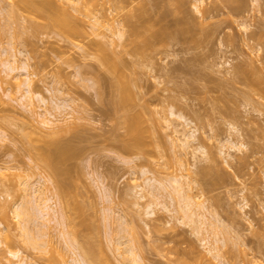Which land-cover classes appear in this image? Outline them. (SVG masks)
<instances>
[{
    "label": "rangeland",
    "instance_id": "rangeland-1",
    "mask_svg": "<svg viewBox=\"0 0 264 264\" xmlns=\"http://www.w3.org/2000/svg\"><path fill=\"white\" fill-rule=\"evenodd\" d=\"M11 1L13 0H0V48L3 49L4 46L9 51L16 52L20 58L19 66L24 65V62H26V68L20 67L18 70L10 72L9 76H6L5 70L8 69L0 65V76L6 78L3 87L9 86L7 90L10 93L8 96L4 95L3 89L0 88V95L3 92L2 101H0V131L5 134L1 139L2 141H0V168L2 167L0 169V220L9 228V236L6 235L7 231L4 230L1 238L0 264L10 263V256L7 253L9 248L22 250L23 255L36 260L37 264H69V260H71L72 253L65 247L63 238L59 237L61 236L59 232L62 227L59 226L60 228H58L54 221H48L49 217L47 215L39 217V220H37L42 223L48 222L49 226L52 227H42V229L39 223L33 222L36 215L34 214L36 204L33 203L34 205L30 204L32 206H29V203H26L29 207L28 210L31 213L33 212L30 215L27 210L28 214L30 216L34 214L33 219L29 217L33 227L30 226L32 229L31 234L35 233L36 227L39 228V232L37 230L39 235L41 231L43 233V236L41 234L42 237L39 235L37 237L38 233H35L37 240L40 241H38L40 246L37 247H35L36 243L32 247V244L23 241L22 233H19L20 228H18L17 219L11 210L12 204L15 202H20L23 199L21 202L24 203L23 196H26L27 202L28 199H32L33 191L30 182L39 178L41 173L51 178L48 185L53 189L58 184L72 193L76 191V194L73 193L75 194L73 199L76 201L74 203L79 202L84 206L80 207L82 211L79 209L81 212L77 213L74 209H71V217L74 218L75 227L68 223L69 227L65 229L72 231L73 228L80 238L87 236L86 240L89 238L88 240L91 243L101 244L105 250L107 249L106 251L109 250L108 252L111 255L107 253L112 256L111 258L114 261L116 260L115 262L120 264V257L116 258V255H113L108 239L110 235L117 234L114 232L119 228L117 230L115 228L123 221L119 226L120 229L121 227L126 228L127 222H129L128 229H125L126 235L130 236H128L129 239L133 237L130 239L132 241H129L137 246V252L145 257L147 264H198L197 261L201 259L204 253L206 254L205 247L202 245L204 243L201 241L205 232H195L196 230L194 231L190 224L186 223L187 218H184L186 221L180 219L181 211H170L161 206L160 199L163 202L164 198L167 204L169 200L171 202V198L168 197L169 200L167 199L168 194L165 195V192L164 195L159 193L163 198L160 197L159 202L156 201V204H153L154 214L147 215L145 212L147 201L156 199L153 195L149 199L151 194L148 193V190L151 188L145 186L144 183L142 184L143 179L147 176L166 178L178 175L181 173V170H179L180 157L184 159L181 158L189 167L195 160L191 154L192 152H189L192 148L187 154H181L179 147L172 144L171 129L166 127V116L171 119L174 118L173 115L169 114V108L171 101L173 99L176 101V98L194 103L195 107L199 108L205 121H203L205 123L204 127H201L204 130L201 129L203 133L201 130L198 133L206 135V153L203 156L200 152H197L199 157L196 155L198 161H195L198 164L195 163L198 166L190 169L191 171L193 168L198 171L203 170V174L190 171L191 175L199 180V184H192L194 188L190 190L191 193L195 195L198 201H204L207 206L214 208L225 222V231H228L227 235L231 237L232 242L230 241L231 243L228 244L229 247L223 246L222 251H225L223 253L229 261L233 252L235 254L234 261L238 264H247L249 260L253 261L251 264H264V96L262 97L254 92L249 95L245 94L243 90L246 87L240 83L227 81L230 74L226 73V69L232 68L231 64L234 65L242 59H247L251 63L253 62L254 66L261 67L262 64L258 61V55L260 54L257 55L255 51L253 52L252 49L244 45L243 40L240 39L243 36L246 37L244 35L246 33L238 26V22L244 21L248 30L257 29L259 20H264L262 15L264 13L262 12L264 10V0H245V3L244 0L242 2L241 0H225L230 6L242 4L239 9L242 6L243 9L239 12H243L245 9L243 13L246 15L240 14L238 10L235 11L239 13L238 15L233 13L234 10L229 13V8L232 7L223 8L224 10H222L220 7L227 6H223L224 1L220 3V0L218 3L222 5L216 7L220 10H215L217 12L222 10V12L218 13H215L216 11L212 9L213 5L216 6V1L213 4V0H208V3L205 0L204 5L202 3L201 5L197 0V3L195 0H187V2L184 0V4H186L183 8L186 7V12L191 13L188 12L189 15L186 14V18L189 16V18H194L192 20L199 21V17L200 21H213V23H221V20L225 19L226 21L228 18L226 21L228 23L222 22L224 28L221 23L223 29L219 27V32H221L216 31L218 35L213 33L210 38H203L202 44L195 48L180 51V44L173 43V45L171 42H174V40L168 39L167 41H159L153 51L151 50L149 53L148 50L149 54L140 57H137V53L132 48L134 43L126 45V39L124 38L125 43H123V40L120 41L121 38L118 39L117 35V38L114 36V38H111V32L118 29L111 30L112 27H115L113 24L119 21L116 27L121 22L120 24L124 25L126 29H130L132 25L137 26V20H165L164 22L167 21L168 25L173 26L175 19L177 20L178 17L180 18L178 20H183L179 16L182 15L183 10L181 1L172 0V2H168V0H161L160 3V0H118V2L117 0H99V21L104 24L99 26L103 32L100 33V30V34L94 31L92 35H85L83 42L89 41L88 44L92 45L91 42L95 41L92 42L95 45L99 41V44L107 45L111 52L115 50L116 53L120 52L117 54L118 56L114 55L115 52L112 53L113 56L117 57L114 60L113 56H110V62L105 64L99 61L101 57L96 56L98 53H94L86 46H79V39H71L63 33L61 28L59 30L56 21L38 16L35 13L36 7L33 6V8L31 4L29 6L32 9L27 6V9L19 10V13L15 11L14 6L11 7L19 15L16 14L17 17L15 16L13 20L9 19L10 21H8L7 14L9 12L6 11L7 8L9 9L8 6L12 5ZM39 1L41 0H35L37 4L33 2V5L37 6L42 2ZM211 1L212 3H209ZM194 2L197 5L199 4L198 7L201 6V9L196 8L197 10L200 9L201 12L204 9L203 7H207V4V8L212 6V8L210 7L213 10H211V13L207 8L204 10L208 11L202 13L204 15H206V12H208V15L215 13L217 17L212 15L210 17L213 19L210 20L211 18L206 15L203 18L204 15L201 12L196 10V13ZM229 4L224 5L229 6ZM172 5L174 6L172 7ZM175 5L178 9L176 10L178 11L177 15L179 14L177 18L175 17L176 11L173 10L176 8ZM163 9L165 10L163 11ZM71 10L74 11L70 8ZM246 11L248 12L246 13ZM168 12L171 14L169 15ZM225 12H228L229 17ZM74 13L77 14V11ZM219 13L223 14L220 16ZM235 15L238 20L234 17ZM77 16L81 15L78 14ZM182 16H185V13ZM126 18H130V22H126ZM186 18L184 19L186 20ZM229 19H231V22ZM105 24H109V26L107 27ZM4 26H7L5 30L2 29ZM88 29L92 32L90 28ZM228 32L238 35V37L236 36V40H238L235 46L227 43L226 35L229 34ZM14 33L15 36L16 33L18 34L15 38L17 41L14 39L15 42H11L10 37ZM262 39L264 40V36ZM107 48L105 49L107 50ZM2 49L0 53L4 52L5 54V50ZM130 50L132 51L130 52ZM0 56L3 57L4 55L0 54ZM118 57L121 59H118ZM116 58L120 62L126 63L125 75L128 74L127 76L131 80L127 79L128 82H131V85H126L129 88V94L130 90L132 91L129 95L130 98L127 95L128 98L126 96L123 99L121 96V99H119V91L122 89L119 86L120 82L115 80L117 75L113 78L114 70L111 71V63L116 62ZM110 66L111 68H109ZM174 67L177 69H173ZM27 73H29L30 85L34 95L33 97L28 96L31 101L27 100V96L22 97L23 89H19V83L21 79H24V74ZM15 75H17V78L13 77ZM122 79L125 80L124 77ZM50 88L55 90L53 92L59 100L53 98V92L49 91ZM58 90L60 91L59 94L57 93ZM98 90L101 93L103 92L102 95L100 93L98 94L100 96L97 95ZM37 93L48 99L47 104L38 101L35 97ZM62 93L65 95H62ZM66 95L72 100V102L70 101L71 106H69L70 102L68 101L69 107H62L64 110L55 107L56 104L54 105V103L62 100L61 97L66 99ZM116 96L118 100H115L114 97ZM123 96H125L124 89ZM29 102L30 104L32 102V106L29 105ZM64 103L66 102L64 101ZM41 104L45 105L42 106ZM142 104L148 107L145 121L147 125L144 123L146 127L148 126V130L144 131V138L142 135L145 146L143 149L137 148V151L129 150L122 144V139L128 133H126V126H128L129 120L126 122L125 114L128 110V114L131 110L132 113L142 110ZM50 105L52 106L51 109L53 108L52 116L57 117L53 119L54 123L52 124L55 125L56 123L58 128L61 127L60 130L49 125L43 126L39 122L42 118L41 113L44 112L43 115L48 116L52 114ZM60 111H62L61 114ZM188 115L191 116L189 113ZM180 121L183 122V120L176 118L175 123ZM229 121L238 126L240 133L231 129L230 125L233 123L229 125ZM61 123L62 125H60ZM192 123L195 126V123ZM62 126L66 127L67 130L64 129L65 131H63ZM68 127H70L69 130ZM55 128L59 132H54ZM230 134L231 139L244 142L246 145L241 146L240 149L228 148V153L227 149L224 148L227 154H229V151L231 154V156L226 155L227 159H225V154L219 152V141L225 137L227 138ZM67 141H70V145L72 144V150L62 151V149H59L60 146L58 148L57 145H64ZM217 144H219L218 147ZM48 149L55 152V156L57 160L60 159V162L62 160L64 162L67 158L64 163L61 162V165H59L60 169L49 165L41 156ZM142 168L148 171L145 175L141 173ZM68 169L73 170L69 171ZM164 178H162L163 181H165ZM27 180L30 184L26 183L28 185L26 188L24 182ZM137 183L147 187V191H143L147 192H145L146 196L148 195L147 197L144 198L139 193L140 190L135 187ZM155 186L158 187L157 184ZM157 187L156 189L153 187L156 193ZM161 187L164 186L161 185ZM27 189L28 191H26ZM169 190L172 191L171 186L169 188L164 187L162 191L169 193ZM172 193L175 196V193ZM24 206H26L25 203ZM37 207L42 208L38 204ZM24 208L26 210L27 207ZM177 212L180 214H176ZM139 214L140 216H138ZM28 216L26 214V217ZM194 225L197 224L194 223ZM53 226H56V228ZM218 228H221V226ZM47 229L49 234L46 231ZM113 230L114 232H112ZM223 231L218 230L220 236L223 235ZM44 233L48 235L45 236ZM239 233H241L242 238L238 237ZM34 237L35 235H32V238ZM24 240L26 239L24 238ZM232 243H234L233 248L231 247L233 246ZM108 247L110 248L108 249ZM98 257L100 256L98 255ZM98 261L100 262L101 259H98ZM100 264H104L103 258Z\"/></svg>",
    "mask_w": 264,
    "mask_h": 264
},
{
    "label": "bare ground",
    "instance_id": "bare-ground-1",
    "mask_svg": "<svg viewBox=\"0 0 264 264\" xmlns=\"http://www.w3.org/2000/svg\"><path fill=\"white\" fill-rule=\"evenodd\" d=\"M41 1H39L41 3L38 4L37 6L35 5V4H37L35 2V0L34 1H32V0H13V1H11V4L12 5L11 6H8L9 9L7 8V11H6V12H9L8 14L6 13L7 16H8L7 17L8 18L7 20L8 21H10L11 19L13 20V18L16 16V14H18L20 12L19 10L22 11V10L27 9L28 7H31V6L33 7L34 6V7H36L35 13L38 16H40V17H42L44 19L49 18L47 20H53L54 22L56 21V23H57L56 25L57 26L59 25L58 26L59 27L58 28L59 30L61 28V30L63 31V33H65L71 39H79L80 40L79 46H82V47L86 46V47H88V49H91L94 53H98V54H96V56H100L101 57V60L99 58V61L103 62L102 64H105V63L110 62V58L109 57L110 56L112 57L113 54H114V52L116 50L114 52H111V50H109V47L107 48V45L106 46H103V44H99V41H97L98 44L95 43V45L92 43V42H95V41H92L91 42L92 45L88 44L89 41L88 42H83V39L86 36L90 35V34L92 35L94 31H96L97 34H100V33L103 32L102 29L99 26L101 24V22L99 21V19H100L99 7H98L99 0H41ZM169 1L172 2V0H168V2ZM180 1L182 3L181 8H183L186 3L184 4V0H180ZM185 1L187 2V0H185ZM197 1H198V3L200 2L199 4H201V3L203 4V2L205 0H197ZM197 1H196V3H197ZM214 1L217 2L216 6L213 5L214 6L213 8H212V6H210L213 10L217 9L216 7H219V6L222 5V4H220L221 1H224V3L222 2L223 3V6H227V7H220L222 10H224L223 8H227L228 9L229 7H232V8H229L230 9V12L229 13H231L232 10H234L233 13L236 14L237 13V12H235L236 10H238V12H239V10H242L243 9V6H242L241 9H239V7H241L242 4H237L238 1L236 3L237 6L236 5H231L230 6V4L229 3H226L225 0H220V1L219 0H213V4L216 3ZM218 1L220 3H218ZM254 1H257V0H254ZM33 2L35 3L34 5H33ZM117 2H118V0H117ZM120 2H122V1H120ZM241 2H242V0H241ZM148 3H150V2H148ZM160 3H161V0H160ZM196 3L194 2V4H193V5H195V11L197 10L196 8H200L201 7V6L198 7L199 4L197 5ZM207 3H208V0H207ZM209 3H212V1L209 2ZM244 3H245V0H244ZM30 4H31V6H29ZM218 4H220V5H218ZM224 4H229V6L228 5H224ZM232 4H234V3H232ZM159 5H161V4H159ZM193 5H192V8H193ZM117 6H119V5H117ZM173 6L174 5H172V7ZM234 6H236V7H234ZM11 7H13L15 9V11H17V12L19 11V12L18 13L14 12V9H12ZM32 7H31V9H32ZM157 7H158V5H157ZM207 7H208V4H207ZM210 7L207 8L210 11L209 13H211V10H212V9H210ZM262 7H261V10H262ZM70 8L74 9V11L73 10L70 11ZM140 8L142 9L143 7L141 6ZM160 8H162V7H160ZM203 8L206 9L205 7H203ZM236 8H238V9H236ZM185 9H186V7L183 8V10H182V15H184V13H185V16H182V15H179L178 14L179 16L182 17L183 20H178L180 18L177 15V13H178V11H176V10H178L177 9V6H176L175 9H173L174 11H176V15L177 16L175 15V17L176 18L178 17L177 20L175 19V23H174L173 26L168 25L167 24V21L164 22L165 20H163V21L162 20H160V21L159 20H157V21L156 20H137V26H133L132 25V28L126 29L124 25H121L120 24L121 22L119 23V26L116 27V24L119 22L118 21V22H116V24H113L115 27H112L111 26L112 27L111 30H113L114 28H116V29L118 28L117 30L114 29L111 32L112 33L111 38H114V37L117 38V36H118V39L121 38L119 40L120 41L123 40V43H125L124 42V38H125L126 39L125 40L126 41V45L127 44L130 45V43L131 44L134 43V44H132V46H133L132 48L137 53V57H140V56H144L146 54H149L151 50L153 51V49H155L154 48L155 45L159 41H162V40L167 41L168 39L174 40V42H171L172 44L173 43L174 44H180V46H179V50L180 51H183V50L186 51V50H188L190 48H195L196 46H199V45L202 44L201 42H203V40H202L203 38H205V39L206 38H210L211 37L210 35H213V33H214V35L215 34L218 35L217 32H219V29L221 28V25L220 24L222 22L223 23L224 22L225 23H228V22H226L228 20V18H227L226 21H225V19L224 20H221L222 21L221 23H218V22L217 23L216 22L213 23V21L212 22L211 21L203 22V21H200L199 17H198V20L199 21H196V19L195 20H192L194 18H191V17H190L191 20H189L190 19L189 16H188L189 19L186 18L187 15H189L188 14L189 11L186 12L187 9L186 10ZM200 9L197 10V11L201 12ZM204 9H202V12L205 13V11H208V10H204ZM246 9H247V7H246ZM263 9H264V7H263ZM164 10L165 9H163V11ZM217 10H220V9H217ZM222 10L221 11H218V12H222ZM244 10H243V12H245ZM76 11H77V14L74 13ZM197 11H196V13H197ZM30 12H31V10H30ZM218 12L216 11L215 13H218ZM243 12H239V13L241 14ZM247 12L248 11H246V13ZM262 12H264V10ZM150 13H148V14H150ZM179 13L181 14V12H179ZM201 13H199V14H201ZM204 13H202V15H204ZM207 13L208 12H206V15H208ZM215 13H212L213 17H215L214 15H216V17H217V14H215ZM225 13H227V16L229 17L228 12H225ZM239 13H237L236 15H238ZM78 14H80L81 16L83 15L84 17L77 16ZM168 14H169V12H168ZM222 14L219 13L218 15L221 16ZM243 14H242V17H243ZM73 15H75V16H73ZM133 15H134V13H133ZM141 15H142V11H141ZM160 15H161V13H160ZM206 15H204L202 17L204 18ZM212 15L209 14L208 15L209 18H211L210 16H212ZM236 15L234 16L235 18H236ZM244 15H246V14H244ZM262 15H263V18H264V13ZM166 17H168V16H166ZM184 18H186V20ZM209 18H208V20H209ZM126 19H127L126 22L127 21L130 22L129 21L130 18H126ZM148 19H150V18L148 17ZM212 19L213 18H211L210 20H212ZM205 20H206V18H205ZM230 20L231 19H229V21ZM237 20H232V21H237ZM8 21H6V22H8ZM223 23H222V27L224 28ZM135 24H136V22H135ZM157 24L159 25V27H158ZM101 25H104V24H101ZM120 25H121V27H120ZM105 26L108 27L109 24H107V25L105 24ZM238 26L240 28H242V30L246 33V34H244V35H246V37H244V36L242 37L241 36L242 38H240V39H242L243 42H244V45H246L248 48L252 49L253 52L255 51L257 53V55L260 54V55H258V61H260V63L262 65H261L260 68H259V66L256 67V66L253 65V62L251 63L247 59H242V60H240L238 63H236L234 65H232L229 62V64H231V67L232 68L231 69H226L227 72L225 71L226 73H229L230 74V76L227 78V81L243 84L246 87V89L243 90L245 94H248L249 95L250 93L254 92V93L260 94V96L263 97L264 96V49H263L264 48V43H263V41L264 40L262 38L264 36L263 35V32H264L263 31V28H264V20L263 19L262 20H259V24L257 25V29H253V30H248V27H247V25H245V22L244 21L238 22ZM4 27L2 29L5 30L7 26L5 28ZM154 27H157V28L154 29ZM88 28H90L92 30V32ZM223 28H221V29H223ZM109 29H110V27H109ZM100 30H101V32H100ZM128 31H129V33H128ZM228 33L229 34L226 35L227 36L226 39H228V42L227 43L230 44V45L235 46L236 45V42L238 40V39L236 40V36L238 37V35L236 33H230V32H228ZM17 35H18L17 33H16V36H15V33H14V35L12 34V36H11L12 38L10 37L11 42L12 41L15 42V40L17 41V39H15L17 37ZM127 39H128V41H127ZM120 41H119V44H120ZM251 42H253V44H251ZM83 43H86V44H83ZM123 43H122V45H123ZM117 45H118V43H117ZM0 46H1V43H0ZM105 48H107V50ZM1 49H2V47L0 48V50ZM2 50H5L6 53L4 54L3 51H2L3 53H0V54H3L4 55L3 57H1L2 55L0 56V65H3V66H5L8 69V70H5L6 76H9L10 75V72H12L14 70H18L20 67L21 68L22 67L23 68H26V65H25L26 62H24V65L19 66L18 62L20 61V58L18 57V55H17L16 52L9 51L4 46H3V49ZM132 50H130V52ZM19 51L21 53V49ZM118 53H120V52H118ZM118 53H116L114 55H117ZM117 56H113V59L115 60V57H117ZM119 58L120 57H118V59ZM118 59L116 60V62L113 61L111 63V66H112L111 71L114 70V72L116 73V74L115 73L113 74V78L116 75L119 76V77L116 76L117 79H115V80H118L117 82H120V85L119 86L121 87L122 90L119 91L120 97L118 95L117 96L119 97V99H121V96L124 99V97H126L127 95L129 96L131 94V92H132L130 90V94H129V88L126 87L127 84H130L131 85V82H128L130 80L129 79L130 77L127 76L128 74L125 75V70L126 69L124 70V68H125V64L126 63L124 64L123 62H120ZM111 66L109 68H111ZM126 66H128V65H126ZM173 69H177V68L174 67ZM120 76H122V78L124 77L125 80H123L122 78H120ZM126 76H127V78H126ZM13 77H16L17 78V75H15ZM127 79H129V80H127ZM5 80H6V78L4 79V76H0V88L3 89L2 91L4 92V95H7L8 96L10 94L9 93V90H7V88L9 86L8 87H3L4 86L3 84H4ZM126 82H128V83H126ZM30 84H31V82H30L29 73L24 74V79H21V81L19 83V89H23L22 97H26L27 96L26 97L27 100L28 99L30 100V98H28V96L29 97H33L34 96ZM98 84H99V82H98ZM117 84H119V83H117ZM93 85H95V84H93ZM95 86H97V85H95ZM116 87H118V86H116ZM120 87H119V89H120ZM95 88L98 89V87H95ZM100 88H101V85H100ZM51 89L52 88L49 89V91H51V93L53 91L55 92V90H51ZM123 89H124L125 96H123ZM126 91H128L127 92L128 94L126 93ZM3 92H2V95H3ZM54 92L52 93L53 96H54L53 98L54 99L57 98V100H59L58 96L55 97V93ZM59 92L60 91L58 90L57 93L59 94ZM99 93L102 95L103 92L101 93L98 90L97 95ZM2 95H0V101H2ZM62 95H65V94L62 93ZM60 96H61V93H60ZM66 96H63V97H66ZM98 96H100V95H98ZM117 96L114 97V98H116L115 100H118V97ZM128 96H127V98H128ZM35 97H37L38 101L41 102V103H46L47 104V102H48L47 101L48 99H46V97L43 96L40 93H37L35 95ZM129 98H130V96H129ZM60 99H62L63 101L60 100V101H62L61 103H60V101L57 102V103L55 102L54 103V105L56 104L55 107L64 110V108H62V107H65L66 108V107L71 106L72 100L70 98H68V96H67L66 99L65 98H62V97ZM64 101L66 103H64ZM68 101L69 102L71 101L70 102V105H69ZM114 102H116V101H114ZM31 104H32V102H31ZM31 104L29 102V105H31ZM41 105L43 106L45 104H41ZM195 106L196 105L194 103L189 102V101H183L181 98H176V101H175V99H173V101H171V105H170V108H169V114L173 115L174 118L171 119V118H168V116H166L165 120H166V127L171 129L172 144L175 147H179V149H180L179 151L181 152V154H187L188 151L190 150V148H192V150L189 151V152H192L191 154H192L193 158L198 161V158L196 157L197 152H200L203 156H205L206 149H207V147H206L207 144H206V140H205V136L206 135L204 136L201 133L200 134L198 133V131L201 130L204 127V124H205L204 122L205 121L203 120V115L200 112L199 108H196ZM51 107L52 106L50 105V110H51V113L52 114L49 113L50 116H48V115H45V114L43 115L44 112L41 113L42 114V116H41L42 118H41V121H39V122H41L43 124V126L49 125L52 128L53 127H56L57 129L60 130L61 127L58 128L57 125H56V123H55V125L52 124V123H54V120L53 119H55L57 117L54 118V116H52L53 115V111H52L53 108L51 109ZM147 108L148 107L146 105L142 104V110L137 111L136 113H132V110H131L129 114H128V112H129V110H128L127 114H125L126 115L125 119L127 118L126 119V122L129 120V122L127 123L128 126H126V129H127L126 130V133L128 132L130 134L127 133V135L125 136V138L122 139V144H123V146L125 148H127L129 150L131 149V150H136L137 151V148L143 149V147L145 146L144 145L145 143H144L143 138L145 136V134H144L145 132L144 131H147L148 130V126L147 127L145 126V124H146L145 121L147 119L146 115L148 114L147 113L148 112ZM50 110H49V112H50ZM67 110H68V108H67ZM133 112H135V111H133ZM59 113L61 114L62 111H60ZM63 113H65V112H63ZM70 113H68V114H70ZM188 113L191 114V116H189ZM59 117H58V119H59ZM65 118H67V117H65ZM176 118H179V119L183 120V122L180 121V122L175 123ZM192 122L195 123V126L192 125L193 124ZM196 124H198V125H196ZM230 124H232V125H230ZM60 125H62V123ZM229 125H230V127H232L231 129H233V131L235 130L236 132L238 131V133H240L239 132L240 129L237 128L238 126L234 122H231L230 123V121H229ZM49 126H47V127H49ZM62 127H63V131H65L64 129L67 130L66 127L65 128H64V126H62ZM52 128H51V130H53ZM56 128H55V131L54 132L57 131ZM69 128L70 127H68V130H69ZM203 131H202V133H203ZM42 132H45V131H42ZM57 132H59V131H57ZM205 132H207V131L205 130ZM231 133H233V132H231ZM4 135L5 134H3L0 131V141H2L1 139H3V136ZM76 135H78V134H76ZM142 135H143V138H142ZM219 142H220L219 143L220 145L217 144V147L219 145V152L225 154V159H227V156L226 155L231 156L230 151H229V154H227L229 149H234V148L240 149L241 146H245L246 145L244 142H239L237 140L235 141V140L231 139V134L229 136H227V138L225 137L224 139H221ZM48 145H49V142H48ZM61 145H57V146H58V148L60 146L59 149H62V151H66V150L69 151V149H71V147H72V144L70 145V141L69 142L68 141L65 142L64 145H62V146ZM224 148L227 149V153L225 152ZM73 149H74V147H73ZM41 156L43 157V159L49 165H51L54 168L56 167V169H58V167H59V169H60V166L59 165H61V162L63 160L61 162H60V159L57 160V157L55 156V152H52L51 150L48 149L46 151V153H42ZM70 157H71V155H70ZM181 158L182 157H180V159H179V162L181 161L180 162V165H179V170H181V173L180 174H178V175L177 174L176 175H172V176L166 177V178L162 177V178L165 179V181H163V179L160 178V177H156L155 178L153 176H151V177L150 176H147V177L145 176L146 178L143 179L144 182H142V184L144 183L145 186H147L148 188L149 187L151 188V189L148 190L149 191L148 193L151 194V196L149 197V199L152 198V195L156 199V200H153L152 199L149 202L147 201L146 208H145L146 214L147 215L154 214V211L155 210H154L153 207L156 204V201H158V199L160 197L163 198V196H161V194L164 195V192H165V195H167V194L169 195V196L167 195V199H168V197L171 198V202L168 199L169 200V203L167 204L166 201H165V199L163 198V202H162V199H160L161 200L160 203L162 205L160 203L159 204L162 207H164V208H166L167 210H170V211H181L182 215H179V216H181L180 219H183V221H186L187 220L186 223L190 224V226L194 229V231L196 230L195 232H197V233H201V232L204 233L205 232L204 233L205 235H204L203 239L201 238L202 239L201 241H203V243H204L202 245L205 247L204 250H206V254L204 253L203 256L201 255L202 256L201 259H199L197 261L198 264H238V263H236L234 261L235 254L233 252L231 254L232 257L230 256L231 260H233V261H231V260L229 261V259L226 258L227 256H225V254L223 253L225 251H222L223 246L229 247L228 244L232 242L231 241V237L227 235L228 234V231H225V228H226V225L224 224L225 222L222 220L221 216L219 215V213L217 211H215L214 208H211V206L210 207L207 206V204H205L204 201H198L197 198L195 197V195L192 194L191 191H190V190H192L194 188V186L192 184H195V185L199 184L198 178H196L195 176L193 177L191 175L192 174L191 172L194 171L195 173H199L200 172L201 174H203V170L202 171H198L196 168H195V170L193 168V170L191 171L190 170V169H192L191 167L198 166L197 165L198 164L197 161L194 160V163H191L192 165L190 164L191 167H189L186 164L185 161L184 162L182 161L184 159L182 158V160H181ZM66 160H67V158L65 159V161ZM64 162H62V163H64ZM65 170L67 171V169H65ZM65 170H64V172L66 173ZM71 170H73V169H71ZM71 170H69V171H71ZM147 172L148 171L146 169H143L142 168L141 173L143 175H145ZM62 174H64V173H62ZM60 176H61V174H60ZM49 181H51V178L49 176H47L46 174L41 173L39 175V178H37L34 181L30 182L31 183V189H32L33 193H32V197L30 195L29 196L32 199L31 200L28 199L29 201L27 202V200H26L27 198H25L26 196H23L24 199H25L24 200V203L26 205L24 207H27L26 210L23 207L24 203L21 202V201H23L22 198H21L22 200L20 202L17 201L14 204H12L13 206H12V209L11 210L14 213V217L17 219V223H18L17 225H19L18 228H20L19 233H22L23 241H25L26 243H30V245L32 244V247H34L35 243H36L35 247H37L40 244V243L38 244V241L39 240H37V237L41 236V234L43 236V233H41L42 232L41 231L40 232V235H39V233H38L39 232V230H38L39 228L37 229L36 226L39 223L41 228L42 227H47V228L48 227H52L51 225L49 226L48 222H45V223L44 222L42 223L40 221L38 222V220H39L38 218L39 217L41 218V217H44V216L47 215L49 217V219L47 217L48 221H54L56 223V225H58V228H60L59 226L62 227V229H60V232L58 231L59 232V235H61L59 237H62L63 238L65 247L68 249L69 252L72 253L71 260H69V264H100V263H102V258H103L104 264H119L118 262H115L116 260L114 261V259L111 258L112 256H110L111 254L108 252L109 250L106 251L107 249L105 250L104 247L101 246V244H97V243H94L93 244V243H91L90 240H88L89 238L86 240L87 236H85V237L82 236V238H80V236L77 233V231H74L73 228L71 229L72 231H70V229H69V231H67L65 229L66 227H69L67 225L68 223H70V225H72V227H75V225H74V222L75 221L73 222V219L74 218H72L73 216L71 217V209H74L75 212L77 213V212H81L82 211V208H80V207H84V206L81 205L79 202L74 203L76 201H74L73 198H75V196H73V195L76 194L75 193L76 191L73 192V193H75V194H73L72 192H70V190L68 191L64 187L59 186L58 184L53 189L51 186L48 185L49 184ZM153 182H155V183H153ZM165 182H167V183L165 184ZM24 183H25L24 186L26 188L28 186L27 184H30V183H28V180L26 182H24ZM103 184H104V182H103ZM142 184L141 183H137V185L135 184L136 186L135 185L134 186L135 187H138V189L140 190L139 193H141L142 196L145 198V197L148 196V195L146 196V194H145V192L147 191V189H146L147 187H145ZM156 184L158 185V187L155 186ZM167 184H169V185L167 186ZM161 185L164 186L165 188H169V186H171L172 187V191L170 192V190H169V193L166 192V191H162V190H164V187L162 188ZM153 187L155 189L157 187V190H156L157 193L155 192V189ZM160 187H161V189H160ZM28 189L26 191H28ZM31 189H30V191H31ZM158 189H160V190H158ZM137 190H136V192L138 193ZM144 190H146V191L143 192ZM132 191L134 192V190H132ZM172 192L175 193V196H174V194ZM159 193H161V194H159ZM26 194H27V192H26ZM22 195H24V194H22ZM108 195H110V194H108ZM106 197H107V195H106ZM72 199H73V201H72ZM108 199L109 198H107V200ZM158 202H157V204H158ZM26 203H29V206H32L30 204H33V203L36 204V207L35 206H33V207H35V209H36L34 214H36L37 216L35 215L33 222H37V224L35 223V225H36L35 226L36 227L35 233L38 230L37 237H36V234L34 232L31 234V232H32V229H31V227H32V221H31L30 218L33 219L34 214H33V216H30L33 212L31 213V211L28 210L29 207H28V205ZM37 204L39 205V207H42V208L41 209L38 208L37 207ZM137 205H140V204H137ZM171 205H172V208H171ZM33 207H32V209L34 210ZM79 209L81 211H79ZM206 209H207V211H206ZM27 210H28V212H30V215L28 214ZM207 212H208V214H210L209 216H208ZM25 213L27 214V216L28 215L29 216L26 217V214ZM73 213H72V215H73ZM176 214H180V213L177 212ZM138 216H140V214ZM122 217H124V216L122 215ZM122 217H121V219H122ZM184 218H187V219L185 220ZM41 223L44 226H41L42 225ZM120 223L122 224L123 221L120 222ZM194 223H196L198 226L197 225H194ZM127 224L130 225L129 222H127ZM120 225H118V227L115 228L116 230H117V228H119L116 232H114L115 229L112 231V232L117 233V234H115V235L112 234L113 237H111L112 235H110V238L108 239V241L110 242L109 245H110L111 248L108 247V249L109 248L111 249V251L113 252V255L114 256L116 255V258L120 257L119 258L120 264H147L145 262V257H142L141 256L142 254L137 252V250H136L137 246H134L133 244H131L130 241H132V240H130V239H132L133 237L129 239L130 236L128 235L129 236L128 237L126 235V232L125 231L128 229V225L126 227L127 229L124 228V227L123 228L121 227V229H120V227H119ZM220 226H221L222 229L221 228H218ZM53 227L56 228V226H53ZM129 228L131 229V226ZM219 229L221 231L224 230L223 231V235H221V236H220L221 232L219 231L220 234L218 232ZM4 230L7 231V234L6 235L9 236V233H8L9 232V228H8V226L2 220H0V245H1V242H2V239L1 238H2V235H3V231ZM46 231H47V233L49 232L48 229ZM238 231H237V233H238ZM47 233H44V235L46 236ZM108 234H110V233H108ZM32 235L33 236L35 235V237H34L35 239L32 238ZM240 235H241V233H239V236L238 235L237 236L242 238V236H240ZM24 238L26 240H24ZM33 239H34V242H33ZM236 239H237V237H236ZM36 240H37V242H36ZM88 241L91 243V245H90V243ZM220 242H221V244H220ZM233 244L234 243H232V245ZM235 244H236V242H235ZM95 246H96V248H95ZM231 247L233 248L234 245L231 246ZM232 248H231V250H232ZM7 253L10 256L9 257L10 258V263H8V264H37V261L36 260L29 259L27 256L23 255V251L20 250V249H11V248H9L7 250ZM97 254L100 257L97 258V256H98ZM98 259L99 260L101 259V261L99 262ZM251 262H253V261L249 260L247 262V264H251Z\"/></svg>",
    "mask_w": 264,
    "mask_h": 264
}]
</instances>
